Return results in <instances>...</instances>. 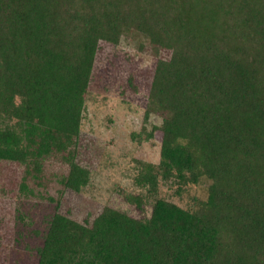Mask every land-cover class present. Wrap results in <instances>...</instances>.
<instances>
[{
    "label": "trees",
    "instance_id": "1",
    "mask_svg": "<svg viewBox=\"0 0 264 264\" xmlns=\"http://www.w3.org/2000/svg\"><path fill=\"white\" fill-rule=\"evenodd\" d=\"M132 32L167 53L145 112L161 116L160 160L140 163L144 194L127 196L150 214L104 207L80 223L50 197L36 264H264V0H0V162L38 179L60 156L59 194L80 192L89 172L76 142L96 55ZM202 177L197 208L159 195L165 185L180 197ZM19 192L34 195L23 182Z\"/></svg>",
    "mask_w": 264,
    "mask_h": 264
},
{
    "label": "rangeland",
    "instance_id": "2",
    "mask_svg": "<svg viewBox=\"0 0 264 264\" xmlns=\"http://www.w3.org/2000/svg\"><path fill=\"white\" fill-rule=\"evenodd\" d=\"M166 54L156 53L133 32L122 36L117 45L100 43L76 142L75 160L89 172L80 192L59 194L62 186L57 180L68 170L60 156L44 160L38 179L27 176L24 167L0 162V264H36L33 231L41 228L42 217L52 207L50 197L59 202L62 214L80 223L90 224L104 207L134 218L149 216L148 204L139 210L127 196L144 194L135 185L140 163L157 165L160 160L161 133L153 128L160 126L161 116L150 113L145 118V112L156 60ZM151 131L153 136L148 138ZM22 182L34 195H20ZM209 184L202 177L180 197L160 185L159 195L197 208L198 201L206 200Z\"/></svg>",
    "mask_w": 264,
    "mask_h": 264
}]
</instances>
